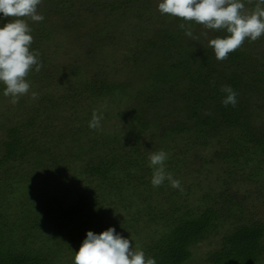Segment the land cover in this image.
<instances>
[{"label": "trees", "instance_id": "obj_1", "mask_svg": "<svg viewBox=\"0 0 264 264\" xmlns=\"http://www.w3.org/2000/svg\"><path fill=\"white\" fill-rule=\"evenodd\" d=\"M92 1L42 0L37 9L44 16L42 22L20 18L32 29L34 42L29 50L39 51L43 66L51 64L45 41L52 44L55 34L54 41L59 42L56 52L66 50L64 62L54 64L47 73L32 71L30 79L35 73L52 78L60 68V75H70L61 79L72 77L74 83L60 98L45 94L34 101L46 108L42 123L38 122L42 106L35 103L29 119L14 126L7 119L9 114L0 116V264H53L52 257L33 244L23 248V241L27 245L35 242L37 231L53 228L66 237L73 230L76 239L77 232L87 235V225L94 223L95 231L101 233L106 229L105 225L99 227L104 223L99 216H105V207L124 203L129 208L132 202L151 215L155 210L166 216L174 213L160 239L140 248L146 260L152 257L156 264H187L198 243L220 225L231 223L221 247L209 253L207 260L213 264H264V212H252L249 203L226 194L228 189L218 192L209 185L206 190L197 177L200 172L215 175L221 188L242 185L249 179V188L264 192V36L255 42L246 39L220 62L208 42L227 33L191 22L193 35L199 37L193 41L179 27L185 21L159 12L162 0ZM246 9L251 12L255 3H246ZM12 19L16 18H3L0 13V26ZM91 19L98 24L84 30ZM122 48L127 54L120 56L124 78L117 74ZM129 61L133 64L127 67ZM222 86H231L238 94L235 107L222 103L226 96ZM120 96L132 102L119 115L128 123L126 131L111 129V114L99 103L108 97L115 102ZM94 110L103 116L102 131L89 127ZM69 111L79 118L84 112L79 123ZM215 141L219 148L210 156L207 150ZM150 147L168 153L166 170L181 181L183 192L167 181L158 188L152 186ZM77 159L82 164L70 173V162ZM39 169L42 171L37 172ZM37 181L41 183L36 188L32 183ZM26 184L34 189L22 198H13ZM6 192L20 200L10 198L7 204ZM160 193L163 198L154 199ZM213 193L215 203L211 205ZM29 199L31 215L26 213ZM68 200L74 204L64 205ZM19 204L26 207L27 217L32 216L23 234L11 211ZM167 205L173 210L164 209ZM49 208L50 219L46 216ZM75 223L79 230H74Z\"/></svg>", "mask_w": 264, "mask_h": 264}, {"label": "clouds", "instance_id": "obj_2", "mask_svg": "<svg viewBox=\"0 0 264 264\" xmlns=\"http://www.w3.org/2000/svg\"><path fill=\"white\" fill-rule=\"evenodd\" d=\"M246 3H255V9L249 12ZM246 3L245 0H162L158 10L185 21L179 27L185 29V35L193 41H198L199 37L193 35L191 22L209 30L226 32V36H217L208 42L217 61L223 62L246 39L255 42L264 36V0H246ZM40 4L42 0H0L3 18H16L0 26V83L5 85L4 96L10 98L13 105L23 96L30 95L35 100L39 95L31 91L30 82L25 78L32 71L38 73L42 61L39 51L29 50L34 42L30 34L32 29L20 18L42 22L44 16L37 10ZM221 91L226 94L222 101L224 106L235 107L238 103L236 91L231 86H222ZM102 119V114L94 110L89 127L102 131ZM168 159L164 150L149 154V167L153 169L151 184L158 188L167 181L173 189L183 192L181 181L166 170ZM74 264H156V260L152 257L146 260L145 253L134 248L131 239L117 233L115 227H109L99 234L87 232Z\"/></svg>", "mask_w": 264, "mask_h": 264}, {"label": "rangeland", "instance_id": "obj_3", "mask_svg": "<svg viewBox=\"0 0 264 264\" xmlns=\"http://www.w3.org/2000/svg\"><path fill=\"white\" fill-rule=\"evenodd\" d=\"M87 1L89 2L90 0H87ZM93 1L96 2V0H93ZM108 3L109 2H107L106 4H108ZM56 18L57 17L55 16L54 19H56ZM95 24H98V23L94 19L89 20V22H87V26H86V28H84V30H88L89 26H94ZM128 28L134 29V25L133 26L129 25ZM55 37H56V34L53 36V43L52 44L49 43L52 41H48V40L45 41L49 45L48 47H45L46 48L45 51H46V53L51 54V60H50L51 64H48L45 66L42 65V68L40 71L45 70V72L47 73V72L54 69V64L58 65V64L64 62L65 59H67V57L65 55L66 54L65 49L61 48L60 51L56 52V50L58 49V46H56V44H58L59 42L54 41ZM57 37H60V36L57 35ZM63 40H64V38H63ZM131 40H132L131 43H132V48H133L134 47V39H131ZM121 50H122V52H121ZM121 50H119V53H118L119 56H117V60H118L117 67H118V69H120L119 73H117V74H119L120 78H124V76H126V73L124 72L125 70H123L124 69L123 64H122L123 61H122L120 56L124 57L127 54H125L124 48H122ZM121 53H122V55H120ZM132 53L133 52L129 53L128 55H132ZM130 63L133 64L132 61L131 62L129 61V63H126L127 67H129ZM36 73H35V75H33L34 76L32 78L33 80L30 79L31 75H29L25 79H26V81L30 82L31 91H35L38 94L40 93L38 95V99H42L45 96V94H52L55 96V98H60L64 93H66L68 88L69 89L73 88L74 80L72 79V77L70 79H68L67 81H64L63 78L61 79L60 76H62V75H64V76H70V75H68L67 72H65V73L62 72V75H60V68L55 73H52V74H54V76L52 78H46L45 79L43 77H40ZM40 73H42V72H40ZM4 89H5V85L3 83H0V116L2 117L3 114H9L10 117L7 119L8 120L10 119L12 126H14V123L19 124L21 122H24V120L29 119V116L31 114H33V112L35 111L33 109L34 103H35V105L36 104H38V105L42 104V103L41 104L38 103L39 101L34 102V101H36V99L33 100V99H31L30 95H28V96L21 97L19 102L17 104L13 105L10 103V98L4 96ZM113 100L114 99L108 97L105 100H101L99 103L102 104L101 108L104 111L107 110V111H109L107 113L111 114V118L108 121V124L112 123L111 129H117L118 131L125 129V131H126L127 130L126 126L128 125V123H126L125 121H122L121 118L119 117V115L123 111H126L130 107L132 102H131V104L128 103L130 101L125 96H120L119 98L116 99L115 102ZM111 103H114L113 107L110 106ZM15 106H21V108L18 107L17 111L11 112V109L15 108ZM41 106H42L41 112L43 113V115L39 119V121H38L39 123L40 122L42 123L45 120V114H46L45 106L44 105H41ZM69 114H71L73 116V118L75 117L74 118L75 120H78V119L80 120L83 117L84 112L81 113V115H80L81 118L78 117L77 113H73L72 111H69ZM1 117H0V120L2 119ZM107 118H109V117H107ZM4 120H6V119H4ZM79 120H78V123H79ZM36 130H38V129H36ZM41 130H42V128H41ZM2 131L3 130L0 129V132H2ZM146 135L148 136V134H146ZM89 144H91V143H88L86 145H89ZM64 146H65V144H64ZM150 148L152 149L151 153L154 152L153 147H150ZM218 148H219V146L217 145V141H215V144H212L208 148L207 154H209L210 156L214 155L216 150H218ZM70 160H72V158ZM70 163H71V167H72V169L70 170V173H72L75 170L74 168L76 166L82 164V161H81V159H77L75 162L72 161ZM197 164L198 163L195 162V165H197ZM29 169L30 168H28L27 171H29ZM66 169H67V167H66ZM27 171H24V173H26V174L29 173ZM41 171H42V169H39V171H37V172H41ZM203 171H205V170L203 169ZM196 174H198V173H196ZM15 177L16 176L14 175L12 177V179H14ZM197 177L199 178V181H201L202 186L203 187L205 186L206 190L208 189L209 185L212 187V189L217 188L218 192H224L226 189H228L227 191H225L226 194L235 195L237 197H240L242 200H244L245 203H247V204L249 203V206L251 207L252 212L257 213V214H261L262 212H264V192H260L261 191L260 188L250 187V188H253V189H250L248 187L251 183V182H249V179L244 181L242 183V185L231 184L229 186L227 185L224 188H221L219 186V179L215 175H210L209 177H207L204 172L202 174L200 172L197 175ZM14 181L15 180H12V182H14ZM40 183L41 182L37 181V182H33L32 185L37 188V187H39L38 184H40ZM33 186H30L27 184L21 185V189L16 190V195H14L13 198L17 197V196L19 198H22L24 194L28 195L29 191L34 189ZM43 190H44V188H43ZM107 191H108V193H110L111 189L107 188ZM6 194H7V197H9V198H7V199H9L7 201V204L11 203V199L13 201L14 200L15 201L20 200L18 198L13 199L12 196L10 197V192H6ZM110 194L114 195V193H110ZM162 194L160 193L157 196L155 195L154 199H156L157 197H159V199H160V197L163 198ZM166 194H167V192H165L163 194L164 198H165ZM169 194H170V192H169ZM215 195L216 194H214V193L211 195V197H210L211 199L209 198L210 199L209 204L212 205L215 203V200L213 199V197ZM31 204H32L31 199H29V203L27 205L28 210L26 211V213L28 212L29 215H31V209H32ZM73 204H74L73 200H68V202H66L64 205H73ZM104 204L110 205L106 202H104ZM123 204L124 203H122V205L119 204V206H117V207H114L113 205L111 207H109V206H107V208L105 207V210H104L105 216L104 215L99 216L100 218L104 219V221H103L104 223L101 224L99 227L101 228L104 225H105V229H107L109 227H115L117 233H120L125 238H129L132 240L133 247L136 248L137 250H140V248H143L142 246H144L145 242H151L153 240L160 239L161 233L163 232L165 224H167L168 220L171 219V216L174 215L173 211H172V213L169 214V216H166L165 214L163 215L158 210H155L156 208L154 209L155 210L154 214L151 215V213L147 210L145 212H144V210H140V206L136 205L137 203L134 204V202H132V205L129 208L124 207ZM28 206H30L31 209ZM219 206H220V204H219ZM25 208L26 207L19 204V205L14 206V210H11L12 212H14L15 216H17L16 227H18V229L20 228V231L22 232V234H23L25 228H27L26 226L31 225V222H32V218H31L32 216L27 217L26 213L23 211V209H25ZM164 209L173 210L172 208L170 209V207L168 205H167V207H164ZM138 210H140V211L138 214H136V212ZM34 216H35V214H34ZM46 216L48 219H50V217H51L50 208L48 210H46ZM152 217H155V219H154L155 221L152 220ZM74 227H75V229H74L75 231L79 230L78 224L75 223ZM95 227H96L95 223L92 225L89 224V225H87L86 229L88 231L91 230V231L99 234V232L95 231ZM231 228H232L231 223L230 224L226 223V224L220 225L219 228H217L215 230V232L208 239L201 241L200 243H198L194 247V251H195L194 256L190 259V262L187 264H213L207 260L209 258V255H210L209 253L216 251L217 248L221 247L222 237ZM100 230H102V229H100ZM72 231H69V232H71V234L67 237H66V235H67L66 233H62L61 230H59L57 228H55V229L54 228L53 229H44L43 231H37L36 233L38 234V237L36 236L37 234H35V238H34L35 242H32V240L28 241L29 243L27 245L23 241L22 246H23V248L25 247V248L29 249V248H31V246H29V244H33L36 248H39L40 251L51 256L53 264H74V258H75L76 252L79 251L83 240L86 238V235H82V233L80 234L77 232L76 239H75L73 237V235H75V234H72ZM71 237H73V239L71 241H69V239Z\"/></svg>", "mask_w": 264, "mask_h": 264}]
</instances>
